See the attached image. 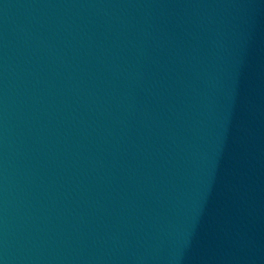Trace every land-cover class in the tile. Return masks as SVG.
I'll return each mask as SVG.
<instances>
[{"label":"water","instance_id":"1","mask_svg":"<svg viewBox=\"0 0 264 264\" xmlns=\"http://www.w3.org/2000/svg\"><path fill=\"white\" fill-rule=\"evenodd\" d=\"M0 264H264V0H0Z\"/></svg>","mask_w":264,"mask_h":264}]
</instances>
